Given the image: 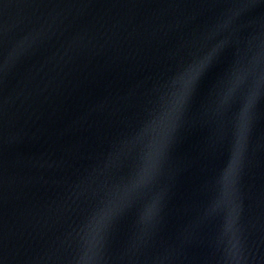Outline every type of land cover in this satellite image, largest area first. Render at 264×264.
<instances>
[{
  "label": "water",
  "instance_id": "1",
  "mask_svg": "<svg viewBox=\"0 0 264 264\" xmlns=\"http://www.w3.org/2000/svg\"><path fill=\"white\" fill-rule=\"evenodd\" d=\"M0 264H264V0H0Z\"/></svg>",
  "mask_w": 264,
  "mask_h": 264
}]
</instances>
